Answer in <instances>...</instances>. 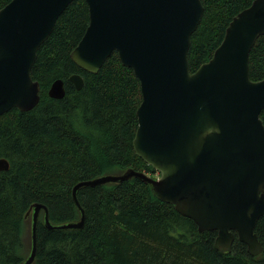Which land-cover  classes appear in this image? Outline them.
<instances>
[{"label":"water","instance_id":"95a60500","mask_svg":"<svg viewBox=\"0 0 264 264\" xmlns=\"http://www.w3.org/2000/svg\"><path fill=\"white\" fill-rule=\"evenodd\" d=\"M75 0H11L0 9V116L32 110L40 87L31 77L40 46ZM88 26L70 53L81 70L96 74L116 53L139 82L134 153L158 174L132 169L76 184L74 223L52 225L46 206L30 210L31 249L22 264H33L38 217L47 230H77L84 224L79 189L139 179L159 201L193 221L200 233L215 231L216 249L230 252L234 240L255 257L262 251L254 228L264 215V78L249 77V54L264 35V0H254L228 24L211 58L193 73L188 52L203 16L200 0H83ZM76 91L83 80L72 75ZM51 99L65 96L62 80L48 88ZM9 164L0 159V172Z\"/></svg>","mask_w":264,"mask_h":264},{"label":"trees","instance_id":"16d2710c","mask_svg":"<svg viewBox=\"0 0 264 264\" xmlns=\"http://www.w3.org/2000/svg\"><path fill=\"white\" fill-rule=\"evenodd\" d=\"M10 1L0 0V9ZM200 1L203 16L188 52L191 73L211 58L232 18L254 0ZM88 21L83 0L66 7L30 72L40 87L37 105L0 116V159L9 164L0 172V264H22L28 257L34 204L46 206L52 225L74 223L81 217L71 197L76 184L129 169L158 176L132 146L141 102L133 72L116 53L96 74L70 59ZM72 75L82 78L80 91L69 82ZM249 77L264 78V35L250 51ZM56 80L65 86L60 100L47 95ZM260 119L264 125V110ZM77 198L85 215L81 229L47 230L40 212L33 264H264V215L254 228L262 251L252 257L235 234L230 252L216 249L215 231L200 233L139 179L83 187Z\"/></svg>","mask_w":264,"mask_h":264},{"label":"rangeland","instance_id":"374dc122","mask_svg":"<svg viewBox=\"0 0 264 264\" xmlns=\"http://www.w3.org/2000/svg\"><path fill=\"white\" fill-rule=\"evenodd\" d=\"M155 177H157V176H155ZM29 217L30 216H28L27 220L29 219ZM27 224H28V226H30V220L27 221Z\"/></svg>","mask_w":264,"mask_h":264}]
</instances>
